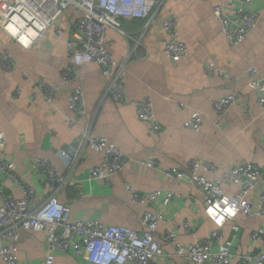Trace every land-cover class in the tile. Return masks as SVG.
<instances>
[{
	"label": "crops",
	"instance_id": "obj_1",
	"mask_svg": "<svg viewBox=\"0 0 264 264\" xmlns=\"http://www.w3.org/2000/svg\"><path fill=\"white\" fill-rule=\"evenodd\" d=\"M223 4V0H165L149 19L121 21V30L131 38L106 29L108 52L116 61L126 62L123 99L114 101L106 94L108 82L99 65L85 64L81 68L86 112L82 117L67 104L74 83H63L61 77L67 64L72 9L57 22L62 29L57 41L51 29L29 49L9 39L0 28V52L5 48L14 57L11 70L0 67V131L7 141L2 157L14 164V173L22 183L32 187L34 202L49 194L45 175L32 167L37 158L47 159L72 183L59 192L58 201L69 204L73 220L93 218L140 230L143 208L130 201L126 185L141 192L173 191L182 198L171 201L164 216L176 225L161 223L154 233L168 257L151 264H175L180 259L173 255L164 232L175 230L177 240L187 245L203 239L214 224L203 216L201 190L190 181L166 177L161 168L176 167L186 172V164L196 160L211 166L200 169V173L215 180L231 164L251 162L262 169L260 185L264 184V106L257 104L247 72L254 66L264 77V0L250 3L259 15L258 21L235 48L227 43L213 13L214 6ZM168 17L175 19L179 40L187 49V56L179 62L165 51L163 22ZM210 64L225 76L208 74L206 67ZM39 80L59 87L53 102L37 89ZM226 93H235L237 99L218 115L212 101ZM143 102L149 104L159 129L138 117ZM194 111L203 115L197 131L188 124ZM84 134L104 137L128 160L108 183L88 179L100 155L86 148ZM0 187L11 196H22L20 184L9 174L0 173ZM235 189L230 181L222 183L228 196ZM258 193L259 188L254 199ZM185 222L190 230L184 227ZM260 224L258 217L238 213L223 225V241L214 248H227L235 254L230 264H238L239 256L256 251L249 237ZM43 241L41 232H22L17 245L18 264H42ZM53 264L80 263L58 254Z\"/></svg>",
	"mask_w": 264,
	"mask_h": 264
},
{
	"label": "built area",
	"instance_id": "obj_2",
	"mask_svg": "<svg viewBox=\"0 0 264 264\" xmlns=\"http://www.w3.org/2000/svg\"><path fill=\"white\" fill-rule=\"evenodd\" d=\"M165 0H0V28L9 39L25 49L36 45L51 29L57 41L62 29L57 25L61 16L72 9L70 34L67 41V64L61 72L63 83H74L67 97L68 108L77 116L85 115L81 68L88 63H96L107 80L106 94L114 101L123 99L124 81L122 72L126 62H118L107 50L109 41L105 38L108 28L122 33L121 21L149 19ZM223 5L213 7L222 31L230 47H237L256 26L258 13L249 5L252 0H223ZM228 7L229 11H226ZM167 33L164 43L167 55L176 62L187 56L185 45L179 40L177 23L173 17L163 22ZM14 57L7 49L0 52V67L11 70ZM208 74L217 73L213 65L206 67ZM248 86L256 94L259 106H264V77L259 69L250 66ZM37 89L44 98L53 102L59 87L44 80L37 82ZM235 93H226L212 101V108L221 115L235 103ZM138 117L148 120L153 129L160 125L154 119L147 102L140 103ZM203 115L194 111L188 124L198 130ZM86 148L100 155L98 163L90 168L88 179L108 183L121 172L127 159L120 149L104 137L84 134ZM7 141L0 131V173L9 174L20 184L22 196H11L0 187V263L18 264L17 245L22 232L34 231L44 234L45 254L42 264H53L56 255H68L80 264H151L154 260L166 259L159 241L154 238L158 225L170 224L165 209L174 199L182 196L173 191L154 190L141 192L130 185L126 191L132 203L143 208L141 229L122 225L102 223L98 219L73 220L69 204L58 201L59 192L72 183L45 158H37L32 167L45 175L49 184V194L39 202H34L32 187L22 183L14 173V164L6 161L2 154ZM208 163L191 160L186 164V172L176 167L160 170L166 177L187 180L198 187L204 195L203 216L214 224L203 239H195L184 245L177 240L176 231L167 229L164 238L173 249V255L180 259L175 264H230L235 254L227 248H214L223 241V225L238 213L261 219V224L250 234L249 243L256 245V251L239 256L238 264H264V184L260 185L262 169L251 162L233 163L220 179L209 180L200 173L208 170ZM230 181L236 185L233 195L222 190V183ZM259 188L257 198L254 192ZM255 202V205H254ZM158 208V209H157ZM184 227L190 230L188 223Z\"/></svg>",
	"mask_w": 264,
	"mask_h": 264
}]
</instances>
